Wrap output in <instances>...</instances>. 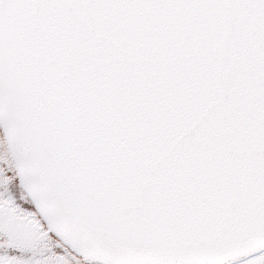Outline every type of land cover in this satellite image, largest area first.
<instances>
[{
  "label": "snow or ice",
  "instance_id": "obj_1",
  "mask_svg": "<svg viewBox=\"0 0 264 264\" xmlns=\"http://www.w3.org/2000/svg\"><path fill=\"white\" fill-rule=\"evenodd\" d=\"M0 264H264V0H0Z\"/></svg>",
  "mask_w": 264,
  "mask_h": 264
}]
</instances>
